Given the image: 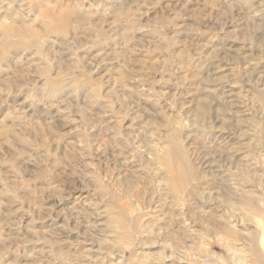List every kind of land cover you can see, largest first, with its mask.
Listing matches in <instances>:
<instances>
[{
  "label": "rangeland",
  "instance_id": "rangeland-1",
  "mask_svg": "<svg viewBox=\"0 0 264 264\" xmlns=\"http://www.w3.org/2000/svg\"><path fill=\"white\" fill-rule=\"evenodd\" d=\"M5 3L8 261L264 264V0Z\"/></svg>",
  "mask_w": 264,
  "mask_h": 264
},
{
  "label": "clouds",
  "instance_id": "clouds-1",
  "mask_svg": "<svg viewBox=\"0 0 264 264\" xmlns=\"http://www.w3.org/2000/svg\"><path fill=\"white\" fill-rule=\"evenodd\" d=\"M4 0H0V3H3ZM10 4H4L3 8H0V10H6L7 8H10ZM5 87L0 88V130L3 131H10L12 134L18 136V137H26L28 135H34L36 137L41 136V132L38 127H26L22 126L20 124L13 123L11 127L8 126L7 121L12 119V117L15 115V112L13 111L14 108H22L23 105H31L34 101V96L31 87L28 84H25L21 87H19L17 90L13 91L10 87H8L9 81L5 80L3 81ZM34 87V85L32 86ZM24 88H29V91L25 95V99L23 101V105H18L16 101H12V103H9L8 97L10 96H19L21 95ZM51 155V154H49ZM66 160H68V164H72V160L69 159V157H65ZM58 163V162H57ZM56 165L54 164L52 167L54 168ZM74 174H76L74 172ZM87 187V185H85ZM103 214V213H101ZM18 224H7L3 223L0 224V229L4 227H18ZM0 243H2V247H0V264H15L14 261H8V252L13 249V245H16L19 247L20 245L17 243L14 239L9 240H2L0 238ZM56 260L63 259L62 256H56ZM34 264H42L41 261L37 260L34 262ZM205 264H211V262H205ZM222 264H228V262H222Z\"/></svg>",
  "mask_w": 264,
  "mask_h": 264
},
{
  "label": "bare ground",
  "instance_id": "bare-ground-1",
  "mask_svg": "<svg viewBox=\"0 0 264 264\" xmlns=\"http://www.w3.org/2000/svg\"><path fill=\"white\" fill-rule=\"evenodd\" d=\"M257 225L259 227H262V224L259 221H257ZM262 238H263V240H261V245H264V236Z\"/></svg>",
  "mask_w": 264,
  "mask_h": 264
}]
</instances>
